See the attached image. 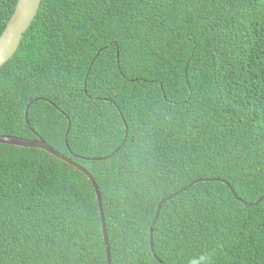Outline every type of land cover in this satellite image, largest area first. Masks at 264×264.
Segmentation results:
<instances>
[{
    "label": "trees",
    "instance_id": "obj_1",
    "mask_svg": "<svg viewBox=\"0 0 264 264\" xmlns=\"http://www.w3.org/2000/svg\"><path fill=\"white\" fill-rule=\"evenodd\" d=\"M0 136L89 172L111 264H264V0H42L0 68ZM99 213L80 171L0 145V264H107Z\"/></svg>",
    "mask_w": 264,
    "mask_h": 264
},
{
    "label": "water",
    "instance_id": "obj_2",
    "mask_svg": "<svg viewBox=\"0 0 264 264\" xmlns=\"http://www.w3.org/2000/svg\"><path fill=\"white\" fill-rule=\"evenodd\" d=\"M42 0H17V4L15 6L14 12L12 13L5 30L0 36V68L3 67L17 52L19 49L23 36L28 31L30 25L32 24L41 4ZM25 119L28 122L27 119V111L25 112ZM70 130V124L67 128V135ZM0 145H10L15 147H22V148H32V149H39L44 151L45 153L61 160L62 162L74 167L78 171H80L82 174H84L88 180L90 181L98 202V208L100 210V217H101V223H102V231H103V240L105 244V254H106V262L107 264H111V255H110V247L108 243V235L106 231L105 226V218H104V212H103V205H102V199L100 192L97 188V185L95 183V180L93 177L89 174V172L83 168L82 166H79L75 164V162L69 158H67L65 155L61 154L60 152L53 149L51 146H49L44 140L37 139L35 141L31 140H24L17 137H8V136H0ZM205 181V180H204ZM200 180L195 181L189 187L196 185L199 183ZM183 189L182 191H184ZM264 197V196H263ZM261 197L255 204H258L263 199ZM172 198V197H170ZM168 198L167 200H169ZM250 205V204H248ZM161 204L158 206L157 209V215L160 210ZM155 218V220H156ZM155 222H153L154 224ZM151 229H153L151 227ZM150 241H152V230L150 231ZM151 245V243H150Z\"/></svg>",
    "mask_w": 264,
    "mask_h": 264
},
{
    "label": "clouds",
    "instance_id": "obj_3",
    "mask_svg": "<svg viewBox=\"0 0 264 264\" xmlns=\"http://www.w3.org/2000/svg\"><path fill=\"white\" fill-rule=\"evenodd\" d=\"M42 2V1H41ZM41 5V4H40ZM40 9V8H39ZM39 11V10H38ZM14 12V11H13ZM38 13V12H37ZM6 28V27H5ZM5 30V29H4ZM175 107H176V105H175ZM26 111H27V115H28V108L26 109ZM27 119H28V116H27ZM26 120V119H25ZM26 122V124L27 125H29V121L27 122V121H25ZM125 129H127V127L125 128ZM8 137H16V136H8ZM126 137H127V134H126V136H125V139H124V142L126 141ZM17 138H21V137H17ZM211 138H212V133H210V134H207V135H205V139L206 140H211ZM21 139H24V140H31V141H35L34 139H26V138H21ZM37 139H41L40 137H37ZM36 139V140H37ZM43 140V139H42ZM7 146H10V145H7ZM11 147H15V146H11ZM16 148H22V147H16ZM22 149H32V148H22ZM35 150H39V149H35ZM84 168V167H83ZM94 179V178H93ZM95 180V179H94ZM95 183H96V181H95ZM96 185H97V183H96ZM92 186V185H91ZM93 188V187H92ZM97 188H98V185H97ZM94 190V189H93ZM98 190H99V188H98ZM95 192V191H94ZM100 192V191H99ZM32 194H30V196H31ZM96 195V194H95ZM101 195V194H100ZM170 197H172V196H170ZM169 197V198H170ZM101 199H102V197H101ZM168 199V198H167ZM166 198L165 199H163L161 202H159V204L157 205V208H156V213H155V216H154V219H153V221H152V226L153 225H155V223L153 224V222H156V220L158 219V217H159V214H160V211H161V209H162V206H163V204L165 203V201L167 200ZM96 201H97V198H96ZM97 204H98V202H97ZM161 204V207H160V210H159V212H158V216H157V218H156V215H157V209H158V206ZM244 204H246L247 206H252V204H250V205H248V203H244ZM29 205V204H28ZM103 205V204H102ZM99 209V208H98ZM28 211H30V212H33V206H31V205H29V208H28ZM104 212V211H103ZM46 213H47V218H49V219H52V220H55V217L50 213V212H47L46 211ZM99 215H100V213H99ZM104 218H105V216H104ZM155 218H156V220H155ZM100 219H101V217H100ZM56 221V220H55ZM106 226V225H105ZM101 229H102V223H101ZM152 230V241H153V229H151L150 228V230H149V238H150V231ZM23 231H31V229L29 228V226L26 224V222H25V219H24V214H21L18 218H17V220H15L10 226H8L7 227V229L3 232V234H2V236H1V238H5V237H8V236H11V234H13V233H18V232H23ZM106 231H107V228H106ZM102 235H103V231H102Z\"/></svg>",
    "mask_w": 264,
    "mask_h": 264
}]
</instances>
